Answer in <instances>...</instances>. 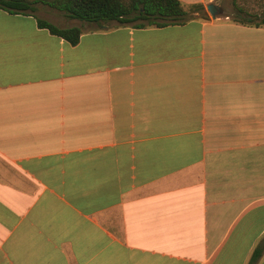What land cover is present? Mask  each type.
Segmentation results:
<instances>
[{"label":"crops","instance_id":"0c3cea01","mask_svg":"<svg viewBox=\"0 0 264 264\" xmlns=\"http://www.w3.org/2000/svg\"><path fill=\"white\" fill-rule=\"evenodd\" d=\"M180 1L203 9L164 26L70 18L76 44L0 8V264H248L264 24Z\"/></svg>","mask_w":264,"mask_h":264},{"label":"trees","instance_id":"16d2710c","mask_svg":"<svg viewBox=\"0 0 264 264\" xmlns=\"http://www.w3.org/2000/svg\"><path fill=\"white\" fill-rule=\"evenodd\" d=\"M39 3L62 11L67 18L94 22L98 27L110 21L129 24L138 19L147 22H138L134 24L135 27L181 24L190 18L189 10L203 9L201 4L185 8L180 0H0V8L10 13L35 15ZM36 20L39 27L47 28L70 44L79 41V26L58 27L44 18L36 17ZM259 23L264 24V19ZM263 248L264 238L255 247L248 264L257 260Z\"/></svg>","mask_w":264,"mask_h":264},{"label":"rangeland","instance_id":"374dc122","mask_svg":"<svg viewBox=\"0 0 264 264\" xmlns=\"http://www.w3.org/2000/svg\"><path fill=\"white\" fill-rule=\"evenodd\" d=\"M226 6H230V12L232 18L239 19L241 21H248L251 23L261 22L264 19V0H219ZM35 13L53 24L61 27L65 24L78 23L67 18L62 11L51 8L48 5L37 4ZM138 22L146 23V20L138 19L130 22V25H134ZM108 25L116 24L115 21L107 22ZM91 27H97L94 22H87Z\"/></svg>","mask_w":264,"mask_h":264},{"label":"water","instance_id":"95a60500","mask_svg":"<svg viewBox=\"0 0 264 264\" xmlns=\"http://www.w3.org/2000/svg\"><path fill=\"white\" fill-rule=\"evenodd\" d=\"M207 10L212 17H216L223 12L222 9L214 2H211L207 5Z\"/></svg>","mask_w":264,"mask_h":264}]
</instances>
